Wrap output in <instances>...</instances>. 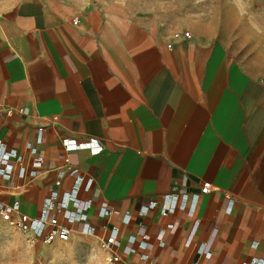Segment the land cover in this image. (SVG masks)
<instances>
[{"label":"crops","instance_id":"obj_1","mask_svg":"<svg viewBox=\"0 0 264 264\" xmlns=\"http://www.w3.org/2000/svg\"><path fill=\"white\" fill-rule=\"evenodd\" d=\"M65 137L97 140L104 152L66 153ZM0 139L28 165L29 142L44 158L25 180H0V202L36 216L58 179L69 191L77 175L92 177L81 192L90 222L102 224V201L118 211L111 222L124 264H146L137 245L124 253L138 233L154 264L264 258V77L207 34L116 5L67 11L53 0H0ZM169 193L198 194L195 214L139 217ZM198 242L210 245L211 261Z\"/></svg>","mask_w":264,"mask_h":264},{"label":"built area","instance_id":"obj_2","mask_svg":"<svg viewBox=\"0 0 264 264\" xmlns=\"http://www.w3.org/2000/svg\"><path fill=\"white\" fill-rule=\"evenodd\" d=\"M21 111L25 112L24 110ZM42 132L41 129L38 132V143L42 141ZM25 148L29 153V165L23 154L16 149H9L0 139V180L18 179L23 181L31 174L30 168L37 170L44 165V158L39 154L33 143H27ZM61 149L66 153L86 150L91 155H99L104 152L103 144L97 140L78 141L70 137L61 140ZM93 184L94 179L92 177L77 175L71 190L62 191V181L58 179L44 200L43 207L38 215L30 216L15 211L10 205L0 202V216L3 221L17 226L30 243L41 242L50 245L55 242H69L75 235H84L98 240L99 249L105 256L106 264H124L121 254V230L111 222L118 211L108 201H102L97 210V217L102 220V224L98 228L90 222L92 202L83 199L81 192L89 191ZM212 190L213 187L210 182L203 183L201 187L202 194H208ZM198 199V194L169 193L159 201L152 200L142 205L139 209V217L144 218L153 211H159L165 217L173 215L177 211L195 214ZM233 207L234 200L229 199L227 212L231 213ZM121 220L122 224L131 225L133 217L130 211H123ZM98 229H101V234L98 233ZM127 242L131 246L126 247L124 253H136L137 251L133 247L137 245L138 250L143 252L140 254V261L146 264H154L151 256L146 252L150 246L146 234H129ZM161 245L164 246V242H161ZM196 247L198 255L210 261L212 260V252L207 242H198ZM257 247L258 243L253 242L252 248L256 249ZM188 264L201 263L194 260ZM243 264H264V258L253 257Z\"/></svg>","mask_w":264,"mask_h":264},{"label":"rangeland","instance_id":"obj_3","mask_svg":"<svg viewBox=\"0 0 264 264\" xmlns=\"http://www.w3.org/2000/svg\"><path fill=\"white\" fill-rule=\"evenodd\" d=\"M67 11L120 6L184 31L198 30L224 43L252 73L264 77V0H53ZM17 210L19 202L11 205ZM0 264H106L97 240L76 235L69 242L30 243L0 216Z\"/></svg>","mask_w":264,"mask_h":264}]
</instances>
